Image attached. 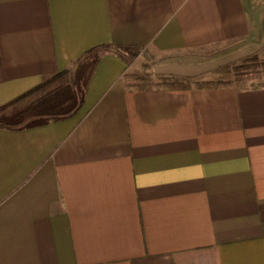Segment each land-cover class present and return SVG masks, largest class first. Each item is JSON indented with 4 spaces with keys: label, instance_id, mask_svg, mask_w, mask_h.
<instances>
[{
    "label": "crops",
    "instance_id": "0c3cea01",
    "mask_svg": "<svg viewBox=\"0 0 264 264\" xmlns=\"http://www.w3.org/2000/svg\"><path fill=\"white\" fill-rule=\"evenodd\" d=\"M260 5L0 0V106L100 43L184 81L106 53L71 116L0 126V264H264V81L198 84L264 55L237 44Z\"/></svg>",
    "mask_w": 264,
    "mask_h": 264
},
{
    "label": "trees",
    "instance_id": "16d2710c",
    "mask_svg": "<svg viewBox=\"0 0 264 264\" xmlns=\"http://www.w3.org/2000/svg\"><path fill=\"white\" fill-rule=\"evenodd\" d=\"M142 49V46L132 44L100 43L91 46L72 60L67 67L47 76L34 87L1 105L0 126L21 129L71 116L82 104L91 76L104 54L114 53L127 63H132ZM143 67L131 68L123 76L125 86L139 88L184 82L182 78L176 76L153 78L146 65ZM243 78L264 81L263 54L254 53L230 65H221L207 77L201 78L198 84L227 85L232 82L239 83Z\"/></svg>",
    "mask_w": 264,
    "mask_h": 264
},
{
    "label": "rangeland",
    "instance_id": "374dc122",
    "mask_svg": "<svg viewBox=\"0 0 264 264\" xmlns=\"http://www.w3.org/2000/svg\"><path fill=\"white\" fill-rule=\"evenodd\" d=\"M263 1L264 0H253V3H255V4H256V2L257 3H264ZM256 12H258V13H255V16H254L255 21L253 22V24H254L253 33H251L249 35V37H245V38H242L239 41H237V44H239V43L241 45L244 44L245 50H243V51H245V52H247L248 50L250 51L253 49L261 48V46L264 47V6L260 5L259 9ZM206 56H208V58H210V57H212V53H210V51H208ZM216 59L219 60V58L214 57V59L212 58V60L208 61V62H210V64H211V62L215 61ZM202 60L203 59L200 58V61H202ZM145 65H146V69L150 72V74L153 78H157L159 76V75L153 74L154 71H153L152 67L141 58L134 60V63H133L131 68L141 69V68H144L143 66H145Z\"/></svg>",
    "mask_w": 264,
    "mask_h": 264
}]
</instances>
